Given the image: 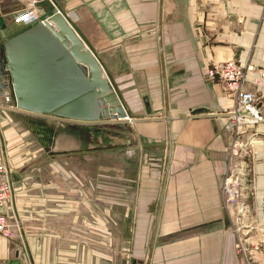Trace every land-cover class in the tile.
I'll use <instances>...</instances> for the list:
<instances>
[{"label": "crops", "instance_id": "1", "mask_svg": "<svg viewBox=\"0 0 264 264\" xmlns=\"http://www.w3.org/2000/svg\"><path fill=\"white\" fill-rule=\"evenodd\" d=\"M53 2L97 59L127 121L89 130L20 112L0 95V151L17 226L1 239L0 259L264 264V88L256 86L264 71V0ZM25 6L0 0V29ZM229 61L243 68L261 122L235 127L224 85L206 76ZM120 126L127 144L103 146ZM109 148L124 151L127 163L105 167L92 157ZM232 169L241 185L238 214L225 208L221 192ZM107 170L111 196H104Z\"/></svg>", "mask_w": 264, "mask_h": 264}, {"label": "water", "instance_id": "2", "mask_svg": "<svg viewBox=\"0 0 264 264\" xmlns=\"http://www.w3.org/2000/svg\"><path fill=\"white\" fill-rule=\"evenodd\" d=\"M22 15L24 12L14 20ZM37 16L38 22L14 21L0 29V95L12 98L20 111L36 116L50 115L71 123H89L86 124L89 130H94V125L127 121L121 102L97 59L63 15L51 8L46 12L38 10ZM167 171L168 163L150 251L159 224ZM8 264L21 263L13 260Z\"/></svg>", "mask_w": 264, "mask_h": 264}, {"label": "built area", "instance_id": "3", "mask_svg": "<svg viewBox=\"0 0 264 264\" xmlns=\"http://www.w3.org/2000/svg\"><path fill=\"white\" fill-rule=\"evenodd\" d=\"M41 1L42 0H25L26 6L22 11L24 12V15L15 19V22L26 24L29 22L40 20L39 17H37V12L39 10L37 9V5L38 3H41ZM48 1L51 0H46L45 2ZM34 9L35 11H32L27 16H25V11L27 12ZM33 12H36V14L34 15ZM26 18H28V20H23ZM206 76L209 78L218 79L224 85L226 94L234 103L232 114H234L236 111L239 113L238 115H232V118L234 119L233 124L235 125V127L237 125H244L249 121H256L255 123H257L261 120L260 109L257 106L254 94L243 89L245 84V73L243 68L238 66L233 61L219 63L209 68ZM256 86L264 88V71H260L258 73ZM2 154L3 153H1L0 151V157H2ZM3 162H0V209L6 208L10 213L9 216L0 213V239L11 238L14 235L13 229H16L17 227L12 207L13 182L10 177V172H8ZM223 194L229 208H234L239 205V197L241 196V193H239V183L236 178L225 177L222 184V195ZM0 264L7 263H5L4 260H0Z\"/></svg>", "mask_w": 264, "mask_h": 264}, {"label": "rangeland", "instance_id": "4", "mask_svg": "<svg viewBox=\"0 0 264 264\" xmlns=\"http://www.w3.org/2000/svg\"><path fill=\"white\" fill-rule=\"evenodd\" d=\"M50 6H51V8H52V6H55V8H56V5H55V3L53 2V0H51V1H48L47 2ZM50 8V9H51ZM123 107V106H122ZM125 111V110H124ZM125 114H126V112H125ZM127 115V114H126ZM122 126V125H121ZM118 127V129L116 130V131H118L119 133H120V136L118 137L117 135H116V137L114 136V135H112V136H109V135H107V136H109V140H111V142H109L108 144H105V145H103V146H108V145H110L111 146V143H114L116 146L117 145H126L127 144V138H126V134H125V132H126V130H124L122 127ZM114 136V137H113ZM114 138V139H113ZM111 148V147H110ZM104 149L103 150V152H97V153H94L93 154V156L92 157H95L96 155H99L100 157H101V159L103 160V161H105V167H109L110 165H112V164H115V165H119V166H121V165H125L126 163H127V161H126V155L124 154V151L122 152V151H118V150H115V149ZM93 150H95V149H93ZM126 151V150H125ZM104 167V168H105ZM89 170H91V169H89ZM93 170V169H92ZM108 170H110V168H108ZM108 170L107 171H105V181H106V183H108V184H104V186H105V194H104V196H111V194L109 193L108 194V188H110L111 186H110V180H108V175H106L107 174V172H108ZM229 172V171H228ZM227 172V174H226V177H233V178H236L237 180H238V183H239V193H241V185H240V181H239V178H238V171L237 170H235V169H232V171H231V175H230V172L228 173ZM221 192H222V187H221ZM240 198V197H239ZM222 199H223V201H224V206H225V208H227V209H229V206L227 205V203H226V200H225V197H224V194L222 195ZM240 201V200H239ZM240 203V202H239ZM233 210H235V212L238 214L239 212H240V209H239V205L237 206V207H234V208H232ZM234 212V211H233ZM14 236V235H13ZM12 236V237H13ZM11 237V238H12ZM7 239H10V238H7Z\"/></svg>", "mask_w": 264, "mask_h": 264}, {"label": "bare ground", "instance_id": "5", "mask_svg": "<svg viewBox=\"0 0 264 264\" xmlns=\"http://www.w3.org/2000/svg\"><path fill=\"white\" fill-rule=\"evenodd\" d=\"M45 1L46 0H42L41 1V3H45ZM38 3V2H37ZM41 3H38V8L37 9H39L40 7V4ZM52 8H55L54 6L52 7ZM40 10V9H39ZM43 11H45L46 12V10L45 9H42ZM55 10H56V8H55ZM32 11H35V9L34 10H29V11H25V16H27L29 13H31ZM33 14L35 15L36 14V12L34 13L33 12ZM38 17V16H37ZM30 18V17H29ZM23 20H28V18H26V19H23ZM33 21V20H32ZM38 21H40V20H37V21H35V22H38ZM31 22H29V23H26V24H30ZM23 24V23H22ZM243 89H244V87H243ZM16 108V107H15ZM16 110H18L17 108H16ZM18 111H20V110H18ZM20 112H24V111H20ZM25 113V112H24ZM233 113V111L230 113V116H232V115H238L239 113L236 111L234 114H232ZM49 117H54V116H50L49 115ZM54 118H58V117H54ZM260 118H261V120L259 121V122H261L262 121V117H261V114H260ZM236 119H237V116H236ZM61 120H63V119H61ZM256 121H249L248 123H246V124H252V123H254V124H256L255 123ZM259 122H257V123H259ZM81 123H83V124H89V123H85V122H81ZM0 162H3V156L2 157H0ZM4 163V162H3ZM4 169V168H3ZM12 196H13V192H12ZM14 230V229H13ZM1 239H3V238H1ZM1 239H0V242H1ZM0 260H2V259H0ZM5 263H7V262H5ZM8 264V263H7Z\"/></svg>", "mask_w": 264, "mask_h": 264}]
</instances>
